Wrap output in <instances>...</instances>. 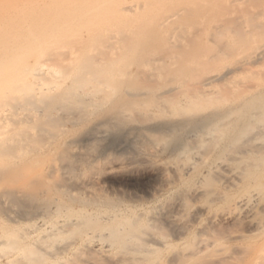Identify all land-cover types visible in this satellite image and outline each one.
Instances as JSON below:
<instances>
[{
	"label": "bare ground",
	"instance_id": "bare-ground-1",
	"mask_svg": "<svg viewBox=\"0 0 264 264\" xmlns=\"http://www.w3.org/2000/svg\"><path fill=\"white\" fill-rule=\"evenodd\" d=\"M3 13L0 264H264V0Z\"/></svg>",
	"mask_w": 264,
	"mask_h": 264
},
{
	"label": "rangeland",
	"instance_id": "rangeland-1",
	"mask_svg": "<svg viewBox=\"0 0 264 264\" xmlns=\"http://www.w3.org/2000/svg\"><path fill=\"white\" fill-rule=\"evenodd\" d=\"M20 3V2H23V3H29V2H35V3H44V2H48V0H0V16H3V15H5L3 12H4V10L8 7V6H10V5H12L13 3ZM129 4L128 3H125V4H122L121 6L122 7H127ZM6 15H11V13H7ZM245 55H247V52H242L241 54H238V55H236V57H243V56H245ZM232 62V60H229V61H227V62ZM109 165H111V164H109ZM108 166V165H107ZM102 167H103V165H102ZM116 173V174H115ZM113 172V173H111V175L109 174L107 177L105 176V174L103 173L102 174V176H101V182L102 181H104V180H107V181H104V183L102 182V184L100 183V186H103V187H101L102 188V190H106L105 192L107 193V194H109V195H111L112 194V196H115V192H116V195L118 196V195H120V193H121V195L123 194V193H127V192H129L130 190H133V191H130V192H132V193H136V194H139L140 196H142V194L145 192V190L144 189H146L147 190V186H149L151 183V180H149V179H147V178H138V175H136V174H132L133 175V177H132V175H130L129 176V174H127V175H124V173H123V176H121V174H120V172ZM107 175V174H106ZM99 176V177H100ZM105 176V177H104ZM121 176V177H120ZM127 176V177H126ZM135 176V177H134ZM103 177H104V179H103ZM112 177V179H110ZM125 177V178H124ZM131 177V178H130ZM107 178V179H106ZM122 178V179H121ZM113 180V181H112ZM120 180V181H119ZM149 180V181H148ZM148 181V182H147ZM116 182V183H115ZM119 182V183H118ZM123 182V183H122ZM130 182V183H129ZM137 182V183H136ZM139 182V183H138ZM106 184L108 185V187L110 188H108L107 186H106ZM131 184H133V185H131ZM137 184V185H136ZM141 185V186H140ZM133 186V187H132ZM136 186V187H135ZM143 186V187H142ZM107 187V188H106ZM100 188V189H101ZM137 188H138V190H137ZM111 189H112V191H111ZM119 189H120V191H119ZM130 189V190H129ZM140 189V190H139ZM116 190H118V191H116ZM126 190V191H125ZM134 190H135V192H134ZM144 190V191H143ZM114 191V192H113ZM125 191V192H124ZM137 191H138V193H137ZM129 192V193H130ZM140 192V193H139ZM118 193V194H117Z\"/></svg>",
	"mask_w": 264,
	"mask_h": 264
}]
</instances>
